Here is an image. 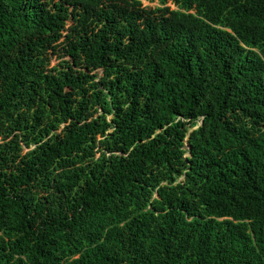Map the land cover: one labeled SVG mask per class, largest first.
<instances>
[{
	"label": "trees",
	"instance_id": "trees-1",
	"mask_svg": "<svg viewBox=\"0 0 264 264\" xmlns=\"http://www.w3.org/2000/svg\"><path fill=\"white\" fill-rule=\"evenodd\" d=\"M147 1L0 0V264H264V0Z\"/></svg>",
	"mask_w": 264,
	"mask_h": 264
},
{
	"label": "rangeland",
	"instance_id": "rangeland-1",
	"mask_svg": "<svg viewBox=\"0 0 264 264\" xmlns=\"http://www.w3.org/2000/svg\"><path fill=\"white\" fill-rule=\"evenodd\" d=\"M141 1V4H142V7H149V8H155L158 6V2L157 1H153V2H149L147 0H140ZM167 6H170L171 9H175L173 6H171L170 4H167ZM67 57H62L60 58L59 55L57 54H53L49 57V63H48V66H47V69H52L56 66H58L59 62L62 61V60H66Z\"/></svg>",
	"mask_w": 264,
	"mask_h": 264
}]
</instances>
